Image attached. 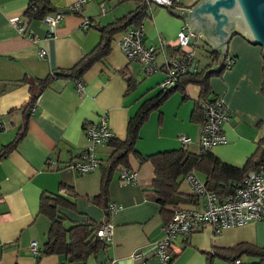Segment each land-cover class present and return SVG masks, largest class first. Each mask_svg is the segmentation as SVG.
Masks as SVG:
<instances>
[{"label":"crops","instance_id":"1","mask_svg":"<svg viewBox=\"0 0 264 264\" xmlns=\"http://www.w3.org/2000/svg\"><path fill=\"white\" fill-rule=\"evenodd\" d=\"M29 1L0 0V264H65L64 254L41 253L37 258L29 244L36 240L38 247H42L47 239L50 221L39 211L41 194L64 193L68 188L73 193L67 190L61 195L68 196L73 206L59 205L66 224L92 219L110 221L113 225L107 246L89 255L85 264H108L111 260L114 264H161L155 249L157 240L164 236V215L149 187L154 172L151 162L139 163L130 156L135 172L132 182L121 181L118 172L115 173L108 185V201L116 209L109 213L103 202L92 199L100 192V165L81 172L66 164L90 145L85 122L104 116L113 135L124 138L128 119L144 100L157 93L165 69L144 75L140 62L127 58L118 44L123 29L113 34L106 55L94 61L80 78L55 79L27 106L29 77H42L53 68L75 64L99 41L100 26L133 10L134 0H85L76 11L69 10L76 0H50L57 10H69L63 11L52 30L41 19L29 22L25 19L23 13ZM177 1L180 5L172 9L189 7L197 0ZM148 9L141 23L143 42L155 46L156 63L161 67L171 57L168 48L178 43V31L188 27L179 14L162 4L154 3ZM15 15L24 21V32L10 19ZM84 17L89 20L86 27L81 22ZM189 44L196 58L202 57L206 48L211 49L198 34L191 36ZM250 44L234 33L227 45L228 54L235 57L234 63L209 78V96H221L231 111L229 120L223 124L226 141L212 146L210 151L236 166H242L256 152L257 143L264 136V60L257 44L254 45L259 48L261 58H245L243 47L250 49ZM40 48L46 49L44 56L39 55ZM120 69H127L137 79L134 89L127 91ZM199 95L200 86L189 83L184 93L173 92L159 109L150 111L139 129L136 149L150 154L177 148L182 146L179 134H186L190 142L185 146L200 151L202 121L196 120L200 114L191 116ZM25 117L22 135L1 155L2 147L21 130ZM110 151L107 142L95 147L98 160H104ZM198 176L205 180V175ZM180 189L191 191L185 179ZM239 242L264 246V221L253 220L218 232L205 225L189 236H177L171 247L173 258L166 264H207L205 251ZM136 252L142 257L134 258ZM240 259L238 264L251 260L249 256ZM211 264L232 262L214 257Z\"/></svg>","mask_w":264,"mask_h":264},{"label":"trees","instance_id":"2","mask_svg":"<svg viewBox=\"0 0 264 264\" xmlns=\"http://www.w3.org/2000/svg\"><path fill=\"white\" fill-rule=\"evenodd\" d=\"M134 2L136 6L133 10H129L121 16L100 26L99 41L90 50L83 53L75 64L67 68H53L42 77H29L28 81H30L31 85L27 106L30 107L38 93L55 79L80 78L83 72L94 61L101 60L106 55L114 33L129 27L141 26L143 19L149 13L148 8L154 3H149L147 0H134ZM178 5H180L179 1L173 0L171 5L163 6L172 9ZM56 10L57 9L51 4L50 0H30L23 15L29 22L32 19H42L44 15ZM190 48L192 47H183L176 43L168 48L167 52L171 57H184L187 61L192 60L198 68L195 70L187 68L185 71L178 72L174 84L163 88L159 87L157 93L151 98L144 100L136 113L128 119L125 137L119 138L113 135L107 141V144L111 146V151L104 160H99L102 171L100 192L92 196V199L103 202L107 213L112 212L108 201L109 182L116 172H118L119 175L122 167L133 170L130 161L131 155H133L139 163L147 160L153 165V178L149 187L154 191L156 201L160 207V212L164 215V224L172 217L176 207L184 205L183 203L185 202H192V205H194L200 199V196L194 194L192 190L186 192L180 189V184L188 173L194 172L197 176L201 174L205 175L204 182L207 190L216 193L218 198L223 199L242 182L250 169L264 161V136L258 141L256 152L250 155L242 166H236L222 161L210 151V148L204 149L201 147L200 151L196 152L189 150L185 146L186 144H181L182 146L177 148L158 150L150 154H142L136 149L135 142L139 136V129L147 119L149 112L153 109H159L165 99L173 92L180 91L184 93L186 85L189 83H196L200 86V95L195 103L191 116L194 118V115L200 114V118H196V120H204L201 100L209 96V78L223 72L225 68V57L222 58L221 63V61H218L219 53L216 50L206 48L202 57L196 58L194 55H188V49ZM217 61L219 64L216 65ZM158 66L159 65H157V67ZM159 67L158 69H165V72H168L171 65L166 61L163 66ZM119 72L126 79L127 91L137 86V79L131 76L127 69H120ZM141 72L144 75L147 74L142 70ZM26 123L27 117L23 119V126L21 130L17 132V136L2 147L1 155L7 153L9 149L14 146L22 135ZM67 190L73 193L69 188ZM67 190H65L64 193L59 192L60 194L42 193L40 196L39 211L48 217L50 225L47 232V239L44 241L42 247L37 248L35 256L38 258L41 253L64 254L65 264H72L75 262L85 264L89 255L105 248L109 241H105L96 233L97 228L103 221L84 219L81 221H72L70 224L65 223L66 216L60 213L59 205L73 206L68 196L61 195L68 192ZM104 198L107 199V204H105ZM205 253L207 264H211L214 257L227 259L233 264L235 259H239L241 262L240 258L242 256H249L251 258V260L247 261L248 264H264V246L253 243L239 242L229 247H217L211 251H205ZM171 258H173V252L170 259Z\"/></svg>","mask_w":264,"mask_h":264},{"label":"built area","instance_id":"3","mask_svg":"<svg viewBox=\"0 0 264 264\" xmlns=\"http://www.w3.org/2000/svg\"><path fill=\"white\" fill-rule=\"evenodd\" d=\"M84 1L76 0L69 6V10H79ZM147 2L171 5L173 0H147ZM102 9H105L103 5ZM62 14V10H56L44 15L41 20L47 24L49 30H52L59 22ZM10 19L17 25L20 32L25 31L24 21L20 16L15 15ZM88 21V18H82V25L86 27ZM192 35L196 34L189 29H180L177 34L178 44L183 47L191 46L189 42ZM118 44L127 58L137 59L140 62L143 72L149 74L158 69L155 63L154 46L143 42L142 26L129 27L123 30L118 38ZM188 50L189 56L194 55L191 48ZM45 53L46 49L40 48L39 55L44 56ZM218 61L222 63V59L218 58ZM218 61L216 65L219 64ZM234 61V56L226 55L224 69L231 67ZM167 63L171 67L160 83L161 88L174 84L178 72L185 71L187 68L192 70L198 68L192 60L187 61L184 57H170ZM77 85L80 88L82 87L79 80ZM201 109L204 115L201 124V147L207 149L225 142L226 134L224 133L223 124L229 120L231 111L224 99L219 95L204 97L201 100ZM84 130L90 140V145L74 160L66 164L67 167L81 172L92 170L99 164L95 147L97 144L107 142L113 136V131L104 116L97 121L85 122ZM178 138L181 144L190 142V137L186 134H179ZM119 179L124 182H132L135 180V172L125 167L121 168ZM185 180L189 183L192 192L199 195L200 199L194 205H179L176 207L172 217L163 225L164 236L157 240L155 249V255L161 264H166L172 256L173 239L177 236H189L196 228L209 225L213 231L218 232L225 227L241 225L252 220L264 221V161L250 169L242 182L223 199L218 198L216 193L207 190L204 180L199 178L196 173H188ZM109 207L111 211L116 209L115 204H110ZM112 227L110 221H103L97 228L96 233L105 241H110ZM29 247L34 254L37 253L38 244L36 240H32ZM133 257L142 256L136 252ZM239 262V259H235L233 264ZM108 264H114V262L111 260Z\"/></svg>","mask_w":264,"mask_h":264},{"label":"water","instance_id":"4","mask_svg":"<svg viewBox=\"0 0 264 264\" xmlns=\"http://www.w3.org/2000/svg\"><path fill=\"white\" fill-rule=\"evenodd\" d=\"M169 10L179 14L190 31L203 37L219 53V59L228 54V41L238 33L261 47L264 60V0H197L189 7ZM104 202L107 204L106 198Z\"/></svg>","mask_w":264,"mask_h":264},{"label":"rangeland","instance_id":"5","mask_svg":"<svg viewBox=\"0 0 264 264\" xmlns=\"http://www.w3.org/2000/svg\"><path fill=\"white\" fill-rule=\"evenodd\" d=\"M159 4V3H158ZM103 6H104V4H102ZM162 5H166V4H162ZM105 8V7H104ZM101 10L103 11V9L101 8ZM252 46V47H251ZM243 54H244V56H245V58H261V53L259 54L258 52H259V48L258 47H256V45H252V44H250V49L249 48H247V47H243ZM258 54V55H257ZM225 70H227V69H223V71H225ZM190 186V185H189ZM184 205L186 204V202L185 203H183Z\"/></svg>","mask_w":264,"mask_h":264},{"label":"flooded vegetation","instance_id":"6","mask_svg":"<svg viewBox=\"0 0 264 264\" xmlns=\"http://www.w3.org/2000/svg\"><path fill=\"white\" fill-rule=\"evenodd\" d=\"M227 55H229V54H227Z\"/></svg>","mask_w":264,"mask_h":264}]
</instances>
